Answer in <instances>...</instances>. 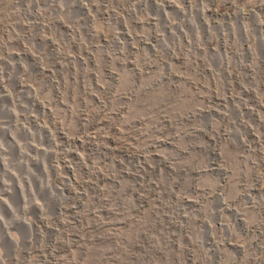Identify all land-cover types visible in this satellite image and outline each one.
I'll list each match as a JSON object with an SVG mask.
<instances>
[{
    "label": "rangeland",
    "instance_id": "rangeland-1",
    "mask_svg": "<svg viewBox=\"0 0 264 264\" xmlns=\"http://www.w3.org/2000/svg\"><path fill=\"white\" fill-rule=\"evenodd\" d=\"M0 264H264V0H0Z\"/></svg>",
    "mask_w": 264,
    "mask_h": 264
}]
</instances>
